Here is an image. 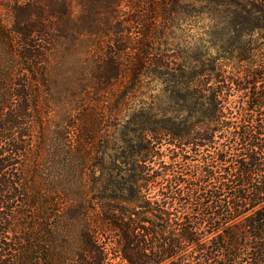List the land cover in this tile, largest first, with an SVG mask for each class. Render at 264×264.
<instances>
[{
	"label": "trees",
	"instance_id": "obj_1",
	"mask_svg": "<svg viewBox=\"0 0 264 264\" xmlns=\"http://www.w3.org/2000/svg\"><path fill=\"white\" fill-rule=\"evenodd\" d=\"M203 4L228 8L225 61L186 39ZM1 6L0 264H264V0ZM99 39L100 95L127 81L104 110L79 90L55 137L54 79ZM150 75L181 114H126Z\"/></svg>",
	"mask_w": 264,
	"mask_h": 264
},
{
	"label": "rangeland",
	"instance_id": "obj_2",
	"mask_svg": "<svg viewBox=\"0 0 264 264\" xmlns=\"http://www.w3.org/2000/svg\"><path fill=\"white\" fill-rule=\"evenodd\" d=\"M123 7L126 8V6ZM198 7L200 13L196 18L194 27L190 30L193 34V38L190 39L186 37V39L193 44L196 43L199 47L196 52L202 54L199 56L201 60L207 61L211 58H219L220 61H225V58L228 57V42L230 40L228 34V8L212 10L210 8L208 9L205 4L199 5ZM78 9L79 7H74V12L77 13ZM0 18L4 23H9L10 17L8 9L5 6L0 7ZM97 41L85 40L81 42L80 46H76V51L67 58V68L65 71L67 77L63 78L61 74H57L54 79L52 84L54 111L49 115V125L51 122L50 130L53 131L54 136L57 130L59 132L58 125L61 124L59 123V119L62 106L65 104L67 107H72L79 90L82 89L84 108L88 110H90V108L104 110L106 108V99L109 100L107 104L112 101L116 96L117 90H120L121 85H124L127 81L122 79L118 82L120 85H113L114 88L112 86L111 89H109L111 90L109 92L113 93L112 95L108 93L106 96L100 95V90L96 88V84L100 82L97 72L100 58L91 51L100 45L105 46L106 39H99ZM182 46L181 44L180 47L182 48ZM96 54L98 53L96 52ZM226 72L228 73V66L226 67ZM144 80L147 87L138 90L135 96L132 93L134 97L130 99L128 106L124 107L129 108L128 110L126 109V114L131 116L135 111L141 108L145 109V107H148V104H150V106L153 107L152 113H155L156 119L162 122L169 113L181 114L183 112L184 101L182 99V90L176 88L167 89L160 82H157V85L153 88L152 85L155 83L152 82L151 75ZM85 84H87V86H84ZM98 87H100V85ZM89 90H92L90 94ZM94 97H99V100H94ZM144 111L146 112V109ZM57 136L58 135L55 137Z\"/></svg>",
	"mask_w": 264,
	"mask_h": 264
}]
</instances>
